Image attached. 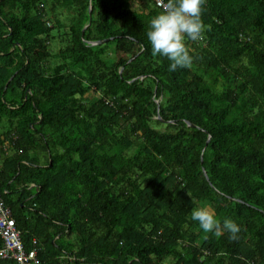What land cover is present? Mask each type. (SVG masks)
<instances>
[{
  "label": "trees",
  "instance_id": "trees-1",
  "mask_svg": "<svg viewBox=\"0 0 264 264\" xmlns=\"http://www.w3.org/2000/svg\"><path fill=\"white\" fill-rule=\"evenodd\" d=\"M161 11L0 0V194L26 264H264V0H206L174 71L147 37Z\"/></svg>",
  "mask_w": 264,
  "mask_h": 264
},
{
  "label": "clouds",
  "instance_id": "clouds-1",
  "mask_svg": "<svg viewBox=\"0 0 264 264\" xmlns=\"http://www.w3.org/2000/svg\"><path fill=\"white\" fill-rule=\"evenodd\" d=\"M205 4L206 0H167L163 11L151 19L147 37L152 47V55L169 59L170 71L178 67H191L193 57L190 55L186 38L193 42L203 39L205 26L202 12ZM157 5H160V0H157ZM191 218L197 221L206 233H212L217 238L228 232L229 239L235 241L241 231L240 226L231 219H225L221 223L209 207L194 209Z\"/></svg>",
  "mask_w": 264,
  "mask_h": 264
},
{
  "label": "built area",
  "instance_id": "built-area-1",
  "mask_svg": "<svg viewBox=\"0 0 264 264\" xmlns=\"http://www.w3.org/2000/svg\"><path fill=\"white\" fill-rule=\"evenodd\" d=\"M164 4H166L164 0H160L159 6ZM36 242L34 240L35 244ZM37 253V248L27 250L25 247L12 209L0 194V260H14L19 264L38 263Z\"/></svg>",
  "mask_w": 264,
  "mask_h": 264
},
{
  "label": "water",
  "instance_id": "water-1",
  "mask_svg": "<svg viewBox=\"0 0 264 264\" xmlns=\"http://www.w3.org/2000/svg\"><path fill=\"white\" fill-rule=\"evenodd\" d=\"M90 13H91V9H90ZM84 31V30H83ZM108 39H104V40H99V41H94L92 42V44H100V43H103V42H106ZM190 125H193L192 123H189Z\"/></svg>",
  "mask_w": 264,
  "mask_h": 264
},
{
  "label": "rangeland",
  "instance_id": "rangeland-1",
  "mask_svg": "<svg viewBox=\"0 0 264 264\" xmlns=\"http://www.w3.org/2000/svg\"><path fill=\"white\" fill-rule=\"evenodd\" d=\"M55 49H57L59 47V45H54ZM89 94H92V92H90Z\"/></svg>",
  "mask_w": 264,
  "mask_h": 264
},
{
  "label": "crops",
  "instance_id": "crops-1",
  "mask_svg": "<svg viewBox=\"0 0 264 264\" xmlns=\"http://www.w3.org/2000/svg\"><path fill=\"white\" fill-rule=\"evenodd\" d=\"M2 261H14V260H0V262H2ZM16 262V261H15ZM16 263H18V262H16Z\"/></svg>",
  "mask_w": 264,
  "mask_h": 264
}]
</instances>
